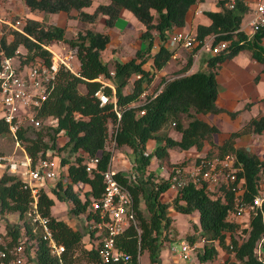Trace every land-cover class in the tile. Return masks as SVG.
I'll use <instances>...</instances> for the list:
<instances>
[{
    "label": "trees",
    "instance_id": "obj_1",
    "mask_svg": "<svg viewBox=\"0 0 264 264\" xmlns=\"http://www.w3.org/2000/svg\"><path fill=\"white\" fill-rule=\"evenodd\" d=\"M23 1L31 11L67 15L75 11L73 17L83 23H93L102 14L104 26L108 28L125 9L143 25L139 37L144 47L137 49L127 60L105 61L101 51L110 41L107 31L87 28L67 39L65 26L44 24L32 17H25L21 30L1 24L0 60L2 55L12 57L17 53L20 67L37 60L48 64L52 53L44 46L62 41L75 49L79 73L75 75L60 66L47 98L38 108L36 117L41 120L55 117V124L21 127L15 134L33 164L45 158L48 151L51 155L60 152L65 155L58 159L61 168L52 186L39 188L35 207L23 181L6 169L1 173L0 219L5 220L8 244L16 245L24 236L23 251L26 261L31 264L81 261L84 264H113L102 262L98 255L102 234H95L96 229L88 227L91 241L86 246L82 242L83 232L73 225L75 223L70 224L52 213L55 202L60 201L68 205L67 217L77 218L81 214L88 222L97 219V211L91 210L90 204L104 189L103 172L111 167L112 152L107 147V141L111 140L114 147L127 146L131 150L130 168L115 171L114 177L127 188L133 199L135 222L115 236V245L127 252L132 262L136 263L138 256L145 253L149 263L167 264L159 258V253L163 244L175 241L178 234L172 226L173 218L169 212L172 209L176 213L197 215L199 226L193 222L195 232L185 237L194 240L203 236L206 240L203 250L197 252L201 264H214L221 253L225 256L222 264H264V242H261L262 257L257 251V245L264 237V203L250 213L245 227L227 219L228 213L241 202L251 201L264 189V178H261L264 156L237 145L238 137L243 134L264 132V113L231 131L220 143L213 140L218 127L202 117L222 111L215 104L218 93L215 69L220 63L242 50L248 51L255 61L264 63V27L252 34L241 28L242 17L249 8L247 1L233 0L234 5L228 7L231 0H218V10L204 11L210 22L196 26L198 42L185 65L175 72L176 76L160 77L156 84L152 83L155 74L173 55L166 45L167 33L185 26L189 9L199 0H108L99 3L92 12L83 10L92 0ZM16 18L13 16L12 20ZM209 35H213V44L224 40L226 47L207 57V71L187 72L193 53ZM20 47L24 52L19 51ZM153 48H156L154 52ZM260 72H264V66ZM99 75L105 76L113 85L104 87L109 100L102 105L94 95L100 86L95 80ZM80 85L84 87L83 91L79 89ZM159 87L160 91L153 95ZM148 89L151 91L142 96ZM170 129L178 133L177 138L169 135ZM2 134L10 132L8 125L0 119ZM10 136L14 141V136ZM153 141L154 145L150 146ZM175 148L194 150L195 165L200 164L202 169L209 167L213 160L232 155L235 179L209 190L207 182L201 178L193 180L188 174L181 177L184 172L182 162L181 165L171 162L168 175L155 178L151 163L169 160V150ZM93 156H97L98 161L91 171H86L85 161ZM178 181L181 184L170 200L164 201L161 195ZM35 213L46 219L54 239L63 245L64 251L60 255L50 253L40 226L33 220ZM12 215L16 219L11 218ZM18 219L22 220L21 224Z\"/></svg>",
    "mask_w": 264,
    "mask_h": 264
},
{
    "label": "built area",
    "instance_id": "obj_2",
    "mask_svg": "<svg viewBox=\"0 0 264 264\" xmlns=\"http://www.w3.org/2000/svg\"><path fill=\"white\" fill-rule=\"evenodd\" d=\"M233 5V0L227 4L228 7ZM0 24H6L11 28L21 30L23 20L16 18L13 21L10 18L0 16ZM247 26L250 34L264 27V0H255L253 14ZM167 36L166 45L170 49L176 46L192 49L198 42L195 32L183 29L169 31ZM212 41L213 35L205 37L198 49L207 47V51L213 55L227 45L224 40L214 44ZM44 47L52 53V59L48 64L37 60L33 64L20 67L16 57L17 53L12 57L2 55L0 60V119L8 125V130L15 139L13 151L8 156H0V166L10 173L16 174L23 181V186L30 190L34 199L32 202L33 207H35V198L39 188L52 186L61 166L58 158L55 155H51L50 151L47 152L45 158L33 164L31 157L24 151L15 134L21 127H38L43 123L55 124V117H49L45 120L36 117L38 108L47 98L60 66H64V68L75 75H79L78 60L71 50L61 56L55 50H52L51 43ZM14 59L17 60L16 66L12 64ZM110 74H113V72L111 71ZM138 76L136 75V77ZM95 80L100 83V86L94 92V95L98 98L99 104L102 105L109 100L104 92V87H113V85L109 79L102 75H99ZM160 89L161 87L153 95ZM146 94L147 92H144L142 96H146ZM97 161V156L87 158L85 161L86 171H91ZM233 162L234 157L226 155L222 160H213L206 169H202V166L198 164L191 169H184V172L187 171L188 176L193 180H199L200 178L205 180L207 189L214 190L216 186L235 179L236 167ZM114 173L115 171L111 167L103 172V192L100 197L93 200L90 204V209L97 211L98 216L97 219L89 221L88 227L96 229L95 234H102L99 237L100 243L97 247L98 255L102 262L141 264L140 256H138L136 263L132 262L130 255L115 245V236L122 232L130 223H134L135 220L132 196L127 188L114 177ZM131 177L134 179L135 175L132 174ZM180 184L181 181L173 183L170 189L174 192ZM262 203H264V189L260 190L251 201L241 202L234 211L228 213L227 219L237 221L242 227H245L248 225L250 213L254 212ZM33 220L40 226L42 237L46 241L50 253L60 255L64 251V247L54 239L51 230L47 226L46 219L35 213ZM4 228V231L0 230V264H24L26 257L22 242L26 238L20 237L18 244L10 246L5 238L6 230ZM205 242L206 240L203 236H199L194 240L181 239L178 242H171L168 249L173 259L168 264H201L197 252L203 250ZM261 242H264V237L257 245L260 257H262Z\"/></svg>",
    "mask_w": 264,
    "mask_h": 264
},
{
    "label": "crops",
    "instance_id": "obj_3",
    "mask_svg": "<svg viewBox=\"0 0 264 264\" xmlns=\"http://www.w3.org/2000/svg\"><path fill=\"white\" fill-rule=\"evenodd\" d=\"M94 1L95 0H92L91 5L89 7H84L83 10L92 12L99 3L108 2V0H102V2L99 3H94ZM217 1L215 2L214 0H199L191 9H189L186 15L185 26L182 29L195 32L196 26L198 24H209L210 20L204 14V11L218 10L219 7L216 4ZM246 1L248 6H250L252 3H255V0ZM4 3L5 0L0 1V8H2V5ZM25 8L28 10L27 13H24V11L20 9L24 17H32L33 15L32 18H36L44 24H57L60 26H65L66 32L68 29L67 26L70 21L79 23V21L73 17V15H75V12H71L70 15H67L63 12L49 13L47 21L44 22V12L38 10L31 11L26 5ZM98 21V24L102 28L101 31H107L110 35L109 44L104 50L101 51V57L105 61H108L110 59H121L117 56L118 47L122 45L121 43L123 41L124 45L128 41H131L130 44H132V42H134L133 37L135 35L138 37L141 30L143 29V25H141L139 21L136 20L135 17L125 9L121 10L116 23L110 28L104 26L103 15L102 19H99ZM131 26L135 28V31L131 32V34H128L127 30H129L128 28H132ZM82 27L85 29H92L91 23H83ZM241 28L250 33L249 27L247 25L245 27L241 25ZM76 29L78 30V27H76ZM205 49L207 50V47ZM171 50L173 51L171 60L165 67L161 69L164 72H168L167 69L171 68L172 65H174V62L176 63L180 58H182V56H185V52L190 51V49L184 48L182 46L173 47L171 48ZM200 51L201 49H198L193 53L192 64L187 72H194L193 68L197 63L199 64V67H205L206 70H208L206 65L207 56H205L204 58L200 56ZM263 66L264 63L255 61L248 51L242 50L233 57L226 59L225 61L220 63V65L215 69L218 91L215 104L218 107L222 108V111L218 113H209L202 117L218 127L219 131L214 134L213 137V140L216 143H220L231 131L241 128L251 118L257 117L264 113V72H260ZM256 76H258L257 79H255ZM160 77L161 74L156 73L152 83L158 81ZM169 135L175 138L178 137V133L173 129L169 130ZM216 135H219V138ZM220 137L222 140L220 139ZM149 145H154V141ZM237 145L242 146L245 149L253 151L259 155H264V132L243 134L238 137ZM126 149L127 152H129V156L131 157L130 148L126 146ZM171 151L172 149L169 150V152ZM186 152L195 151L192 149L188 151H180V154L177 153V155H184ZM123 160L117 159L115 162V167L113 168L111 166V168L114 171H127V169L130 168V161L128 160L129 163L127 162L126 164V162H124ZM153 162L151 164H153ZM2 172L3 170L0 169V175ZM173 194L174 192L169 189L166 193L161 195V198L164 201H168Z\"/></svg>",
    "mask_w": 264,
    "mask_h": 264
},
{
    "label": "rangeland",
    "instance_id": "obj_4",
    "mask_svg": "<svg viewBox=\"0 0 264 264\" xmlns=\"http://www.w3.org/2000/svg\"><path fill=\"white\" fill-rule=\"evenodd\" d=\"M0 1H4V0H0ZM95 1H94V3L102 2V0H99V1L95 0ZM214 1L216 2L217 0H214ZM208 3H210V2H208ZM20 9H22L24 11V13L28 12V10L25 8L23 0H5V3L2 5V8H0V16H4V17L10 18V19H12L13 16H17V18H20L21 20L24 21L25 17L22 15V12ZM13 10H14V12H13ZM253 10H254V4L252 3L249 6L248 11L242 17V20H241L242 26L245 27L246 25H248V21L250 20V18L252 17V14H253ZM73 12H75V11H73ZM48 16H49V13H44V16H43L44 22L47 21ZM32 17H33V15H32ZM99 19H102V14H99L97 16V19L95 20V22L91 23L92 29L99 30V31L102 30L101 26L98 24ZM54 23H57V22H54ZM82 24L83 23H81V22L77 23L75 21H73V22L70 21L68 26H67L68 27L67 32L65 31V37L67 39H71V38H74L76 36L78 31H84L85 28L82 27ZM53 25H57V24H53ZM76 27H78V30L76 29ZM128 29H129V30H127L128 34H131V32L135 31L134 27L128 28ZM2 32H3V30H2L1 24H0V35L2 34ZM133 39H134V42H137V43L132 42V44H130L131 41H128L124 45V41H123L121 43L122 45L120 47H118V49H117L118 55L117 56H118V58H121L118 60H120V61L121 60H127L132 55H134V53L137 49H142L144 47V44L142 43L139 35H138V37L135 35L133 37ZM138 39H139V41H138ZM140 41L142 44L140 43ZM51 44H52V50H55L61 56L65 55L67 52L69 53V50H71L72 54L75 55V49L70 47L66 42L56 41V42H53ZM115 45H117V44H115ZM192 50H193V48L190 49V51H192ZM19 51L24 52V49L22 47H20ZM154 51H155V49L153 48L152 52H154ZM190 51L185 52V56H182V58H180L176 63L174 62V65H172L171 68L167 69L168 72H164V71L160 70L157 72V74L160 73L161 77H165V78H171V77L176 76L177 74L175 72L185 65L187 58L189 57V55L191 53ZM199 55L202 56L203 58L205 56H207V57L212 56V54L210 52H208L205 49V47L201 48ZM74 61H75V59H74ZM12 64H13V66H16L17 60L14 59L12 61ZM146 67H148V66L146 65ZM193 69H194V71H197V70L207 71L205 67H199L198 63L194 66ZM129 87H131V86L129 85ZM79 89L81 91H83L84 87H82L80 85ZM150 91H151L150 89L146 90L147 93ZM183 122L186 123V118H183ZM109 131H110V125H109ZM216 136L219 138V135H216ZM220 139H221V137H220ZM107 147H109L111 152H112L111 166L113 168L115 167V162L117 159H120V160L124 159L123 161L126 162V164H127L128 160L130 161V156L128 154L129 152H127L126 146L114 147L112 144V141L108 140L107 141ZM13 149H14V141L12 140L10 134L0 135V153H1V156H8L13 151ZM177 153L180 154V150H178L176 148L172 149V151L169 152V160L168 159H162L159 161L156 160L153 162V164H151V169L155 173L154 174L155 178L160 179L161 177H166L172 169V166L170 165L171 162L176 163L178 165H181V162H182L184 164L183 169H185V170L186 169L188 170L189 168L191 169L195 165V162H196V159H195L196 153L195 152H186L184 155H177ZM64 155H65L64 152H60V153H58V155H55V156L59 159L61 156H64ZM260 156H264V155H260ZM0 169L4 170L5 168L0 166ZM186 174H187V171L182 172L181 177L185 178ZM263 176L264 175L262 174L261 178H264ZM67 209H68V205L66 204V202L56 201L54 206L52 207V213H53V215H55L57 217H63L64 219H66L71 224L75 223L73 225L83 232L82 233V242L86 246H89V243L91 241L90 233L88 231L89 230V228H88L89 222L81 214L77 218L67 217V215H66ZM169 212H170V216H172V218H173L172 226L178 232V234L175 238V241H177V242L181 239H186V237H185L186 234L190 235V234L195 232L194 228L192 227L193 222H195L199 226L198 217L194 213L190 214V215L184 214V213H178V212L176 213L172 209H170ZM11 218L16 219L14 215H12ZM25 218L28 219L27 216H25ZM18 222L21 224L22 220L18 219ZM4 224H5V220L3 218L0 219V230L1 231H4L3 230ZM21 231L22 232L24 231L23 226L21 227ZM22 237H24V236H22ZM168 246H169L168 242L163 244V246L161 247L160 253H159V258L162 260L163 263H167V264L170 263L173 259V257L169 253ZM224 257L225 256H223L222 253L219 254L217 256V258L215 259L214 264H222ZM140 261H141V264H151L148 262L147 256L145 253H142L140 255ZM24 264H31V263L26 261ZM75 264H84V263L81 261V262L75 263Z\"/></svg>",
    "mask_w": 264,
    "mask_h": 264
}]
</instances>
